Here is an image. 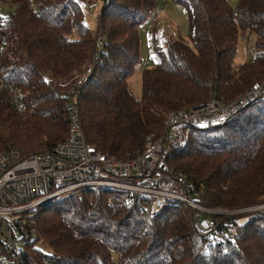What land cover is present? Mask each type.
Instances as JSON below:
<instances>
[{
  "label": "trees",
  "instance_id": "obj_1",
  "mask_svg": "<svg viewBox=\"0 0 264 264\" xmlns=\"http://www.w3.org/2000/svg\"><path fill=\"white\" fill-rule=\"evenodd\" d=\"M17 1L4 19L0 74L24 89L26 110L17 112L0 90V150L15 146L30 154L68 135L65 94L97 52V35L85 21L83 0H39V15ZM102 1L98 33L105 40L76 104L88 142L105 153L134 155L148 135L161 133L170 111L211 94L230 101L264 79V0H239L237 8L230 0H172L188 11L189 40L178 35L161 46L154 33L155 56L137 98L129 79L141 61V26L157 0ZM247 33L256 34L257 52L236 66ZM169 163L196 185L209 208L263 203L264 98L221 124L193 130ZM150 206L142 199L128 205L113 192L73 194L26 218L24 253L33 262L56 264H264V212L231 217L233 239L207 244L210 232L198 229L190 206L176 202L156 215ZM225 229L220 225L218 233Z\"/></svg>",
  "mask_w": 264,
  "mask_h": 264
},
{
  "label": "built area",
  "instance_id": "obj_2",
  "mask_svg": "<svg viewBox=\"0 0 264 264\" xmlns=\"http://www.w3.org/2000/svg\"><path fill=\"white\" fill-rule=\"evenodd\" d=\"M25 1L33 13H41L39 0ZM167 2L157 0L149 19L157 21ZM20 4L17 0H0V58L7 44L5 16ZM242 39L247 40L246 35ZM104 40L105 36L98 33L97 52L79 74L75 86L65 94L68 135L50 150L42 152L25 154L15 146L0 150V249H3L0 264H56L49 258L33 262L24 253L23 239L28 235L25 220L55 201L85 191L123 194L128 205L136 199L145 200L151 205L152 215L176 202L184 203L192 208L198 229L210 232L207 244H225L227 235L233 239L228 226L231 217L246 212H264V202L223 211L205 206L199 201L196 185L169 163L173 151L188 144L193 130L221 124L253 101L264 98V79L255 81L230 101L211 94L194 107L170 111L161 133H151L143 149L119 158L88 142L76 104L77 95L93 75ZM0 90L9 94L17 112L26 110L24 89L1 74ZM213 214L220 216L213 220ZM220 225L226 227L225 235L218 233Z\"/></svg>",
  "mask_w": 264,
  "mask_h": 264
},
{
  "label": "rangeland",
  "instance_id": "obj_3",
  "mask_svg": "<svg viewBox=\"0 0 264 264\" xmlns=\"http://www.w3.org/2000/svg\"><path fill=\"white\" fill-rule=\"evenodd\" d=\"M238 2L239 0H230V3L234 8H237ZM103 4L104 2L102 0H98L94 2L88 0L82 1V6L85 11V21L94 30V32H96V35L98 34V17L101 12ZM162 19L165 21L164 23H162L161 21ZM158 29H161L160 31L161 35H159ZM162 29H164L165 32H162ZM140 30H141L140 33L141 61L138 64L135 73L129 79V86L137 98H141L142 96L143 72L147 67L151 66V64L148 61L152 60L155 56V51L153 48L154 33L156 36L157 43L161 46H165L167 40L170 39L168 35H172V37H177L178 35H180L181 37L189 40L188 11L185 6L178 4L172 0H168V2L164 4V11L161 13L158 20L154 21L148 19L141 26ZM246 37L247 40H243L242 37H240L238 51L235 59L236 66L241 65L242 63L253 59V57L257 52V47L255 44L256 34L247 33ZM218 210L223 211V210H233V209H218ZM244 220L245 217L240 219V221H244ZM44 250L48 252L49 248H44Z\"/></svg>",
  "mask_w": 264,
  "mask_h": 264
},
{
  "label": "crops",
  "instance_id": "obj_4",
  "mask_svg": "<svg viewBox=\"0 0 264 264\" xmlns=\"http://www.w3.org/2000/svg\"><path fill=\"white\" fill-rule=\"evenodd\" d=\"M161 21H162V23L165 22L163 19H162ZM158 30H159V35H161V33H160L161 29H158ZM162 32H165V30L162 29ZM175 34H176V33H175ZM173 36H174V35H173ZM168 37H169L170 39L173 38L172 35H168Z\"/></svg>",
  "mask_w": 264,
  "mask_h": 264
}]
</instances>
